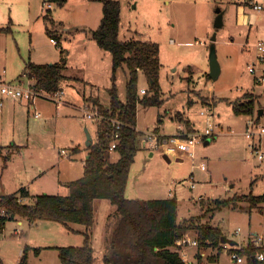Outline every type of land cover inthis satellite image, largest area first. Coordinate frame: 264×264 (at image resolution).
<instances>
[{"label": "rangeland", "instance_id": "rangeland-1", "mask_svg": "<svg viewBox=\"0 0 264 264\" xmlns=\"http://www.w3.org/2000/svg\"><path fill=\"white\" fill-rule=\"evenodd\" d=\"M114 1L121 5L120 40L158 44L161 62L162 105H138V152L126 197L142 202L175 198L179 222L193 218L198 224L217 227L229 241L222 248L206 250L202 264H233L232 250L252 247L256 236L264 238V203L251 208L249 201L238 200L264 195V158L260 160L253 152L250 145L254 141L247 137L249 122L256 121L264 128V81L258 82L248 71L255 59L256 44L264 42V10L255 11L251 3L264 6V0ZM44 2L0 0V30L10 28L0 31V79L6 78V84L9 80L20 84L22 80L27 88L28 79L21 76L27 62H66L65 78L60 83L62 104L48 97H36L34 106L4 99L9 112L0 116V198L22 188L35 197L68 196L67 184L85 173L87 133L93 144L98 139L99 122L85 120L86 107L95 109L96 100L104 109L110 106L112 55L92 36L103 18L102 3L68 0L63 7H49ZM47 8H52L54 25L44 19ZM218 9L223 13L222 27L215 24ZM213 47L221 68L217 81L210 77ZM127 79V69H118L115 85L122 103L127 101ZM149 84L140 74L139 90L148 91ZM246 93L255 96L254 112L238 115L232 103L244 101ZM208 109L214 115L216 137L196 146L194 161L179 158L184 161L178 162L177 157L168 155V162L163 151L151 154L144 148V141L157 129L158 135L170 137L179 132L180 126L187 132L183 121H190L196 132L203 133L207 125L201 112ZM36 113L41 114L40 119L35 118ZM260 139L264 153V136ZM5 157L9 158L7 162ZM118 159V154L111 153L112 162ZM202 165L207 170L202 171ZM22 200L29 202L27 198ZM95 213L96 223L90 229L94 264H105L120 217L109 200H96ZM18 220H23L22 226ZM47 223L55 224L52 241L58 246L45 251L42 231ZM29 226L24 219L6 221L0 235L1 264H18L27 247L31 264H61L56 248L84 245L86 228L82 225H71L76 232L51 222L38 221L35 227ZM189 236L196 237L192 233ZM35 248L44 251L34 258ZM184 253L186 258H182L187 263L198 264L197 248H187Z\"/></svg>", "mask_w": 264, "mask_h": 264}, {"label": "trees", "instance_id": "trees-1", "mask_svg": "<svg viewBox=\"0 0 264 264\" xmlns=\"http://www.w3.org/2000/svg\"><path fill=\"white\" fill-rule=\"evenodd\" d=\"M89 1L100 2L103 5L100 27L92 36L101 49L111 53L113 61V87L109 91L110 106L104 109L99 101L94 103L95 109L105 117L98 126L97 142L88 148L89 158L85 160L84 176L67 184L68 196L41 194L34 197L32 203L23 202L22 199L31 198L25 188L16 194L2 196L0 235L4 231L6 221L14 219H24L32 224L38 221L58 223L72 232H76L71 227L72 224L82 225L86 228L82 247L56 249L59 250L62 264H94L90 229L96 223L95 202L109 200L117 207L120 219L112 235L110 251L104 259L105 264H190L182 258L176 249V243L191 233L195 234L198 241L197 260L198 264H202L201 252L218 249L222 241L227 240L219 228L198 224L193 218L179 222L178 202L175 198L142 202L126 197L131 167L138 152L136 146L138 105L159 107L162 105L159 85L160 47L151 42L121 41L120 3L114 0ZM45 2L63 7L68 0H45ZM44 19L48 25L55 23L50 9H47ZM5 30L7 32L9 28L0 31ZM120 68H126L128 71L126 103L119 100L115 85L116 73ZM65 69L64 60L52 65H38L29 61L26 63L24 75L34 80V88L37 91L56 93L61 91L60 83L65 78L63 74ZM140 74L150 83L149 90L143 97L139 94ZM243 100L232 103L233 111L238 115L253 114L255 96L246 93ZM111 119L119 120L123 124L120 129L121 140L115 150L119 155L117 162L111 161L109 153L114 132ZM183 122L187 133L195 132L190 121ZM8 159L5 157V162ZM238 200H247L251 208H257L264 203V195L242 196ZM232 246L236 244L232 242ZM29 251L28 247L25 248L18 264H30ZM41 251L40 248L34 249L37 256ZM232 251L244 256L246 264H255L253 257L256 251L253 247Z\"/></svg>", "mask_w": 264, "mask_h": 264}, {"label": "built area", "instance_id": "built-area-1", "mask_svg": "<svg viewBox=\"0 0 264 264\" xmlns=\"http://www.w3.org/2000/svg\"><path fill=\"white\" fill-rule=\"evenodd\" d=\"M252 8L255 11H262L264 10V6L257 3H251ZM52 43L55 45H58V42L54 39L51 40ZM256 50H255V59L253 63L249 66V73L251 75H254L256 80L258 82L264 81V42H258L256 44ZM146 90L141 89L140 95H145ZM46 95H41V92L37 91L34 88L33 85H29L27 88L23 87L22 85H13V84H6L2 83L0 84V108L4 107V99H11L13 101H27L28 103H31L32 106L35 105V98L36 97H48L49 99L54 100V102H57V104H62V92H56V93H45ZM201 116L206 120V129L203 133L199 132H193V133H187L185 132L181 127H179V132L175 136L171 137H163L161 135H158L157 133H154L152 135H149L148 139L144 141L143 146L145 149H147L149 152L154 153V151L161 150L163 151L167 156H175L177 158H186L189 160L194 161L195 160V149L196 146L199 143H203L211 137L212 139L216 137L215 133V125L213 124V112L211 109H208L207 112H201ZM85 120H92L96 123L99 122L101 124L105 117L97 110V109H90L89 107H86L85 110ZM36 119L41 118L40 113L35 114ZM113 127L114 132L112 136V140L109 147V153L115 152L117 146L120 143L121 140V134L120 129L123 127V124L119 120H110ZM264 136V128L259 127L256 121L249 122L247 126V137L254 141L253 144L250 145L253 152L258 156L260 160H263L264 153L260 149V138ZM256 138H259V142L256 143ZM63 156L67 157L68 154L65 151H62L61 153ZM201 169L203 171L206 170L205 165L201 166ZM240 232V229L237 231V233ZM256 254L253 257V261L255 264H264V238L260 236H256L253 246H252ZM187 248H198V241L196 238H192L190 236H185L184 238L180 239L176 243V249L180 252L182 257L186 258L185 250ZM231 260L234 262V264H246V258L242 255H240L237 252L231 251ZM184 258V260H185Z\"/></svg>", "mask_w": 264, "mask_h": 264}, {"label": "crops", "instance_id": "crops-1", "mask_svg": "<svg viewBox=\"0 0 264 264\" xmlns=\"http://www.w3.org/2000/svg\"><path fill=\"white\" fill-rule=\"evenodd\" d=\"M44 4H46V2H44ZM48 6L49 7H52V5H50V4H48ZM239 7H240V9H241V11L243 10V6L242 5H239ZM47 9H50V8H47ZM51 11H52V8L50 9ZM10 29V28H9ZM32 62V61H31ZM33 63H35V64H38V65H43V64H41V63H38L37 61H34ZM26 66V65H25ZM24 69H25V67H24ZM22 78L24 77V78H27L28 79V83H29V85H33L35 82H34V80H32V79H30V78H28L27 76H25L24 75V70H23V73H22ZM7 82V79L6 78H3V77H1V79H0V84H2V83H6ZM11 84V82H10V80L8 81V84ZM19 83L23 86V82H22V80H20L19 81ZM20 84H18V83H15V84H13V85H20ZM20 85V86H21ZM13 101V100H12ZM98 100H96L94 103H96ZM14 102H17V101H14ZM9 112V108L8 107H6V104H5V106L3 107V109L1 108V110H0V116H4L5 114H7ZM180 127H182V126H180ZM158 133V132H157ZM161 136H163V135H161ZM163 137H170V136H163ZM168 157V159H170L169 158V156H167ZM181 159H184V158H181ZM168 161V160H167ZM177 161L178 162H183V161H181V160H179V158H177ZM169 162V161H168ZM170 162H171V160H170ZM202 170V169H201ZM207 170V169H206ZM203 171V170H202ZM127 188H128V186H127ZM28 192H29V194H30V196H31V198L29 197V198H27V199H29V202H33L34 201V197H35V195H32L31 194V192H30V190H28L27 188H25ZM127 192V191H126ZM40 222H44V221H40ZM23 220H18V224H19V226H22L23 225ZM38 223V222H37ZM37 223H29V228H32V227H35L36 225H37ZM51 223H53V222H51ZM43 234L45 235V237H44V240H45V242H47V243H43V245L42 246H44V247H42V248H45V251H46V249L47 250H52L54 247H57L58 245L57 244H55V243H53V241H52V238H53V236H54V234L56 233V229H55V224H45V226H44V228H43ZM20 233V230H16V234H19ZM33 234V233H32ZM32 234L29 236L30 238H32L31 236H32ZM48 236H51L50 238L48 237ZM52 241V242H51ZM224 245H226V243H222V246L220 247V248H222ZM54 250V249H53ZM43 249H42V251H41V253H40V255L39 256H41L42 255V253H43ZM207 252V251H206ZM206 252L205 251H203V252H201V257H202V261H203V259H204V257H206ZM32 254H33V252H32ZM34 255V254H33ZM37 255H34V258L36 257ZM207 258V257H206ZM30 259H31V257L29 256V261H30ZM19 263V262H18ZM232 263L234 264V262L232 261ZM30 264H31V261H30ZM62 264V263H61ZM190 264H193L192 262H190Z\"/></svg>", "mask_w": 264, "mask_h": 264}, {"label": "water", "instance_id": "water-1", "mask_svg": "<svg viewBox=\"0 0 264 264\" xmlns=\"http://www.w3.org/2000/svg\"><path fill=\"white\" fill-rule=\"evenodd\" d=\"M216 27H222L223 26V13L221 12L220 9L217 10V18H216ZM216 40V37H213V41ZM52 65V64H51ZM221 74V68L218 63V59L216 56V51L215 48L213 47L211 50V56H210V77L214 80L217 81L220 77ZM262 111L260 112V116L262 115ZM87 146L90 148L93 145V140L92 137L90 136L89 133H87ZM209 142H206L205 145H208ZM89 156L87 157V159ZM165 158L170 162V159H168L167 155H165ZM222 243H229L228 240H223ZM232 244V243H231Z\"/></svg>", "mask_w": 264, "mask_h": 264}]
</instances>
